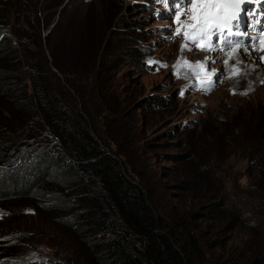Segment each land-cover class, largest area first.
I'll return each mask as SVG.
<instances>
[{
    "label": "rangeland",
    "instance_id": "rangeland-1",
    "mask_svg": "<svg viewBox=\"0 0 264 264\" xmlns=\"http://www.w3.org/2000/svg\"><path fill=\"white\" fill-rule=\"evenodd\" d=\"M20 1L16 23L0 5L9 81L22 78L30 93L28 79L45 70L56 96H67L134 174L157 216L191 214L200 237L217 246L209 264H264V163L253 149L264 132L257 45L211 58L186 50L152 0ZM186 62L207 63L222 83L195 94ZM27 204L0 202V262L78 264Z\"/></svg>",
    "mask_w": 264,
    "mask_h": 264
},
{
    "label": "trees",
    "instance_id": "trees-1",
    "mask_svg": "<svg viewBox=\"0 0 264 264\" xmlns=\"http://www.w3.org/2000/svg\"><path fill=\"white\" fill-rule=\"evenodd\" d=\"M21 4L6 1V22H17ZM7 40L0 34V202H27L78 264H209L217 246L200 237L191 214L157 216L134 174L67 96H56L45 70L30 74V93L22 78L9 81ZM260 133L253 149L264 163Z\"/></svg>",
    "mask_w": 264,
    "mask_h": 264
},
{
    "label": "snow or ice",
    "instance_id": "snow-or-ice-1",
    "mask_svg": "<svg viewBox=\"0 0 264 264\" xmlns=\"http://www.w3.org/2000/svg\"><path fill=\"white\" fill-rule=\"evenodd\" d=\"M228 2H229V0H225V3H228ZM195 3H196V0H193L194 6H195ZM193 19H196V17H193ZM232 19H236L235 15H232V16L225 15L222 18L221 23H217L215 25H212V27L216 28L217 31H218V33H219V39H222L223 42L226 43L229 46L232 45V41L229 40L227 37L232 36V35H238L239 34V33H233L231 31H229L227 34H225L224 31H223V28L226 27L228 25L229 21L232 20ZM185 35H187V33ZM200 39L201 40H207V41L211 42L212 36L209 34V32L206 29H202L201 30V33H200ZM199 46L202 49H205L206 50V46H204V45H199ZM262 50H264V49H262ZM217 82H218L217 79H214L212 81H209L208 82V84H209L208 87H205L204 86V82H201V88L205 92L211 91L216 86V83ZM181 94H183V90L181 91ZM0 264H2V262H0ZM13 264H19V262L18 261H14Z\"/></svg>",
    "mask_w": 264,
    "mask_h": 264
},
{
    "label": "bare ground",
    "instance_id": "bare-ground-1",
    "mask_svg": "<svg viewBox=\"0 0 264 264\" xmlns=\"http://www.w3.org/2000/svg\"><path fill=\"white\" fill-rule=\"evenodd\" d=\"M263 41H264V39H263ZM257 47H258V45H257ZM258 49V48H257ZM263 53V52H262ZM260 56V55H259ZM261 63V62H260Z\"/></svg>",
    "mask_w": 264,
    "mask_h": 264
}]
</instances>
